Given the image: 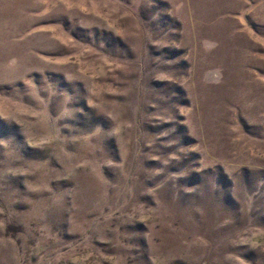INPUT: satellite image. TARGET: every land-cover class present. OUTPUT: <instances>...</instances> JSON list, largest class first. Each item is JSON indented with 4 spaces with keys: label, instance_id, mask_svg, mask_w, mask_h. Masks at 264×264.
I'll use <instances>...</instances> for the list:
<instances>
[{
    "label": "rangeland",
    "instance_id": "rangeland-1",
    "mask_svg": "<svg viewBox=\"0 0 264 264\" xmlns=\"http://www.w3.org/2000/svg\"><path fill=\"white\" fill-rule=\"evenodd\" d=\"M0 264H264V0H0Z\"/></svg>",
    "mask_w": 264,
    "mask_h": 264
}]
</instances>
